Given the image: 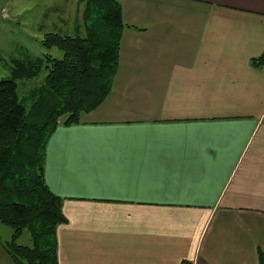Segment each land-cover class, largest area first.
<instances>
[{
	"label": "crops",
	"instance_id": "obj_1",
	"mask_svg": "<svg viewBox=\"0 0 264 264\" xmlns=\"http://www.w3.org/2000/svg\"><path fill=\"white\" fill-rule=\"evenodd\" d=\"M120 1L113 90L47 146L59 264H258L264 0Z\"/></svg>",
	"mask_w": 264,
	"mask_h": 264
},
{
	"label": "trees",
	"instance_id": "obj_2",
	"mask_svg": "<svg viewBox=\"0 0 264 264\" xmlns=\"http://www.w3.org/2000/svg\"><path fill=\"white\" fill-rule=\"evenodd\" d=\"M80 2L86 5L83 23L73 26V34L45 32L41 44L48 52L13 58L11 77L0 80V222L13 229L2 245L15 264H59L57 230L68 217L63 199L45 179L48 142L59 125L79 124L105 100L118 70L127 26L122 2ZM52 48L63 51V57L51 53ZM251 65L264 69V51ZM44 70L43 83L33 89L27 108L18 81ZM25 232L30 244L19 242ZM258 264H264L261 250Z\"/></svg>",
	"mask_w": 264,
	"mask_h": 264
},
{
	"label": "rangeland",
	"instance_id": "obj_3",
	"mask_svg": "<svg viewBox=\"0 0 264 264\" xmlns=\"http://www.w3.org/2000/svg\"><path fill=\"white\" fill-rule=\"evenodd\" d=\"M84 6L80 0H0V80L11 77L13 58L23 57L26 52L33 55L48 52L41 44L45 32L73 34V26L83 23ZM60 27L64 28L59 30ZM50 51L59 57L64 55L57 48ZM46 74L44 70L38 77L18 81V93L27 108L33 99V89L43 83ZM12 234V227L0 222V239L9 240ZM19 242L30 244L29 234L25 232Z\"/></svg>",
	"mask_w": 264,
	"mask_h": 264
}]
</instances>
